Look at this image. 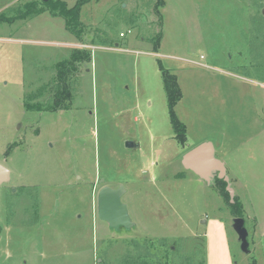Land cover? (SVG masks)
<instances>
[{
    "label": "rangeland",
    "instance_id": "rangeland-1",
    "mask_svg": "<svg viewBox=\"0 0 264 264\" xmlns=\"http://www.w3.org/2000/svg\"><path fill=\"white\" fill-rule=\"evenodd\" d=\"M43 2L0 0V264H264V0H96L80 36ZM83 51L61 81L58 64ZM160 65L178 78L183 144ZM205 142L246 248L217 178L182 164ZM104 186L125 187L132 228L99 219Z\"/></svg>",
    "mask_w": 264,
    "mask_h": 264
},
{
    "label": "water",
    "instance_id": "water-1",
    "mask_svg": "<svg viewBox=\"0 0 264 264\" xmlns=\"http://www.w3.org/2000/svg\"><path fill=\"white\" fill-rule=\"evenodd\" d=\"M47 2L48 0H44ZM264 14V11H263ZM136 144L127 143L128 148L136 147ZM182 164L186 170L193 172L200 179L211 183L215 177L227 183V191L230 194L231 202H234L235 191L231 186L228 170L225 164L217 158L215 146L211 142H205L188 151L182 159ZM11 172L0 163V187L9 183ZM126 189L120 186L117 189L105 186L98 195V217L100 220L109 224L111 228L120 229L121 227L130 229L134 223L131 219L129 209L122 202ZM243 218L235 219V228L243 241V247H247V230L244 228Z\"/></svg>",
    "mask_w": 264,
    "mask_h": 264
},
{
    "label": "trees",
    "instance_id": "trees-1",
    "mask_svg": "<svg viewBox=\"0 0 264 264\" xmlns=\"http://www.w3.org/2000/svg\"><path fill=\"white\" fill-rule=\"evenodd\" d=\"M96 0H78L76 4L73 7H69L67 3L60 1V0H48L47 2H43L44 5L49 8L53 16H60L65 18L66 21V26L70 31L77 35H82L83 29H82V24L80 21L81 18V11L82 8ZM36 2H30L25 5V12L21 13L19 16L9 18V21H14L18 18H28L32 15L35 14V6ZM91 61V54L90 52L83 51V52H77L73 54L72 59L69 61L61 62L58 64L59 71H58V77L62 81L63 76L65 71L71 69L73 71L78 70V65L83 64L87 65L88 62ZM71 63V66L69 64ZM162 74H163V81H164V88L168 97V108H169V115H170V120L172 127L175 132V138L179 143L183 144L187 140V127L184 123L180 121L178 118L175 108L177 104L181 101L182 99V92L180 89V86L178 84V78L176 75L172 74L169 70L165 69L162 65H160ZM66 71V72H67ZM63 94L67 99L71 97V93L68 90V88L64 89ZM61 97V96H60ZM26 107L31 110V109H38L42 111V108L36 107L34 108L33 105L31 104H26ZM57 107L60 108L59 101L57 102ZM218 188L217 190L220 192L221 196H223L226 200H228V205L230 206V210L232 214L235 217L238 218H243V212H242V204L238 201L235 200L234 203L231 202V197L229 192L227 191V183L224 180H220L218 177L216 179Z\"/></svg>",
    "mask_w": 264,
    "mask_h": 264
},
{
    "label": "crops",
    "instance_id": "crops-1",
    "mask_svg": "<svg viewBox=\"0 0 264 264\" xmlns=\"http://www.w3.org/2000/svg\"><path fill=\"white\" fill-rule=\"evenodd\" d=\"M73 47H77V46H79L78 44H75V43H72L71 44ZM94 46L93 45H89L88 46V49H91V48H93ZM87 50V49H86Z\"/></svg>",
    "mask_w": 264,
    "mask_h": 264
},
{
    "label": "built area",
    "instance_id": "built-area-1",
    "mask_svg": "<svg viewBox=\"0 0 264 264\" xmlns=\"http://www.w3.org/2000/svg\"><path fill=\"white\" fill-rule=\"evenodd\" d=\"M121 36H124V34H121Z\"/></svg>",
    "mask_w": 264,
    "mask_h": 264
},
{
    "label": "flooded vegetation",
    "instance_id": "flooded-vegetation-1",
    "mask_svg": "<svg viewBox=\"0 0 264 264\" xmlns=\"http://www.w3.org/2000/svg\"><path fill=\"white\" fill-rule=\"evenodd\" d=\"M216 178H217V177H216ZM104 187H105V186H104ZM102 188H103V187H102ZM102 188H101V189H102ZM117 188H118V187H117ZM117 188H116V189H117Z\"/></svg>",
    "mask_w": 264,
    "mask_h": 264
}]
</instances>
